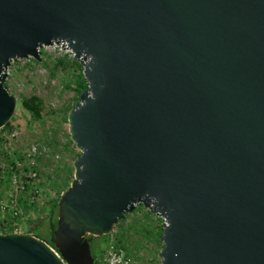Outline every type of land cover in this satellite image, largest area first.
<instances>
[{
	"label": "water",
	"instance_id": "95a60500",
	"mask_svg": "<svg viewBox=\"0 0 264 264\" xmlns=\"http://www.w3.org/2000/svg\"><path fill=\"white\" fill-rule=\"evenodd\" d=\"M61 45L86 87L52 245L91 264L86 236L137 205L158 216L159 264H264V0H0V127L10 61ZM0 264H63L0 233Z\"/></svg>",
	"mask_w": 264,
	"mask_h": 264
},
{
	"label": "rangeland",
	"instance_id": "374dc122",
	"mask_svg": "<svg viewBox=\"0 0 264 264\" xmlns=\"http://www.w3.org/2000/svg\"><path fill=\"white\" fill-rule=\"evenodd\" d=\"M39 56L37 61L30 57L10 61L4 79L7 91L16 101L8 123L0 128V162L6 159V163L11 164L10 158L21 163V174L26 173L28 167L36 172L34 181L29 180L23 189L14 191L22 217L21 233H28L30 224L38 220H43L40 229L46 230L47 217L38 213V209L58 199L69 185L72 162L78 154L69 138L66 115L78 101L81 65L70 51L54 45L40 48ZM29 96L39 100V117H34L20 104ZM31 144L43 151L27 158L25 150ZM25 179L22 177L21 181ZM10 190L7 179L0 182L4 201ZM160 227L158 216L137 205L111 228L107 244L111 240L119 243L138 264H159ZM98 239L101 238H91V252Z\"/></svg>",
	"mask_w": 264,
	"mask_h": 264
},
{
	"label": "built area",
	"instance_id": "2783aa9c",
	"mask_svg": "<svg viewBox=\"0 0 264 264\" xmlns=\"http://www.w3.org/2000/svg\"><path fill=\"white\" fill-rule=\"evenodd\" d=\"M67 51L68 49L62 47L61 45H57ZM41 151L38 147L31 144L25 150V157H30L34 154H40ZM10 163H6V159L0 162V182L6 181L10 184L12 190L6 193L5 201L2 198V192L0 191V233H21L20 226L22 224V217L20 215V208L15 197L14 191L17 189H23L24 185L27 181L32 180L34 181L36 178V172L29 170L25 173L24 171L22 174L20 173L21 163L17 160H11L9 158ZM32 163V161H30ZM31 165V164H30ZM19 169V170H18ZM18 171V172H17ZM23 175V176H22ZM26 178L25 181H21V178ZM36 191V190H34ZM33 191V192H34ZM160 222H164L160 218ZM48 245V244H47ZM49 246V245H48ZM52 252L61 260L63 264L66 263L59 255L57 250L49 246ZM91 264H138L134 259H132L124 250V248L115 241H109L106 245L102 259L99 262H92Z\"/></svg>",
	"mask_w": 264,
	"mask_h": 264
},
{
	"label": "trees",
	"instance_id": "16d2710c",
	"mask_svg": "<svg viewBox=\"0 0 264 264\" xmlns=\"http://www.w3.org/2000/svg\"><path fill=\"white\" fill-rule=\"evenodd\" d=\"M79 86L80 88L78 89V92L82 91L86 87V83L82 77V74H80V77H79ZM20 104L24 109L29 111L34 117H39V100L35 96H29L27 98H23ZM7 123L8 121L3 126H5ZM56 201L57 199L52 202H49L47 206L44 205L43 207H40L38 209V213H43V215L47 217L48 225L46 227V230L44 231L40 229V224L43 220L42 221L38 220V222L36 221L33 222L32 224H30V227L27 230L28 233H31L33 236L43 240L46 244L52 247H53L52 231L55 227V217H56ZM53 212H55L54 215H53ZM127 215L128 214L125 215V218L127 217ZM92 237L94 236H91V235L86 236V241L89 244V248H91V245H93V242L91 241ZM97 237L101 238L100 241L98 239L99 242H96V244H94L96 245L98 249L95 247L94 248L95 250H93L92 252L90 249V253L93 257L94 262H99L102 259L103 252H104V246L106 247L107 245L108 234L100 235Z\"/></svg>",
	"mask_w": 264,
	"mask_h": 264
},
{
	"label": "crops",
	"instance_id": "0c3cea01",
	"mask_svg": "<svg viewBox=\"0 0 264 264\" xmlns=\"http://www.w3.org/2000/svg\"><path fill=\"white\" fill-rule=\"evenodd\" d=\"M150 213V212H149Z\"/></svg>",
	"mask_w": 264,
	"mask_h": 264
}]
</instances>
